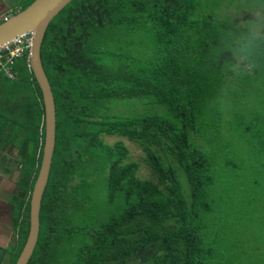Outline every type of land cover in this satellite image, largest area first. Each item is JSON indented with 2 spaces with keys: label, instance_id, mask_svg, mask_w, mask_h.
Instances as JSON below:
<instances>
[{
  "label": "trees",
  "instance_id": "1",
  "mask_svg": "<svg viewBox=\"0 0 264 264\" xmlns=\"http://www.w3.org/2000/svg\"><path fill=\"white\" fill-rule=\"evenodd\" d=\"M34 1L25 0L19 12ZM197 1L72 0L49 24L41 62L55 102L56 139L41 200L38 239L27 264H100L137 246L149 247L152 264H231L235 246H224L219 240L225 227L208 234L203 221L195 224L198 214L214 213L218 204L223 205L207 193L219 181L225 205L231 208L223 215L228 232L248 237L253 253L262 247L264 258V105L254 110L249 121L253 127L257 124L255 131L248 128L252 136L260 135V141L251 145L249 137L248 154L233 151L232 159L223 163L228 169L235 159L239 185L234 178L226 180L231 167L219 178L213 169L218 178L213 180L205 170L211 162L204 148L181 131L180 123L186 120L195 134L217 139L205 134L203 124L193 119L194 112L211 110L208 102L216 77L209 76L211 86H198L184 66L187 55H192L187 52L203 50L206 45L201 40L214 32L212 15L196 21ZM196 38L200 40L195 44ZM6 67L13 78L0 70V145L18 150V186L25 191L16 211V243L9 249L8 264H15L30 227L45 113L27 54ZM145 99L164 107L167 114L142 115L137 106L130 107L133 101ZM117 108L128 110L118 114ZM229 114L222 117L230 120ZM101 134L144 138L146 163L165 184V195L135 175V163L125 164V144L111 148L99 138ZM152 142L167 146L184 167L191 192L189 214L177 172L163 166L149 146ZM169 217H176L178 224L165 227L162 222ZM138 219L146 220L147 226L132 228L138 237L127 239L128 223ZM251 260L264 264V260Z\"/></svg>",
  "mask_w": 264,
  "mask_h": 264
},
{
  "label": "rangeland",
  "instance_id": "2",
  "mask_svg": "<svg viewBox=\"0 0 264 264\" xmlns=\"http://www.w3.org/2000/svg\"><path fill=\"white\" fill-rule=\"evenodd\" d=\"M200 1V2H199ZM211 0H205L204 1V9L205 6L210 3ZM198 5V13L196 16V21L203 18L204 15L210 16L211 14L204 13V9H202V13L200 11V8L203 5V0L197 1ZM193 34V32L191 33ZM193 36V35H192ZM195 37H197L195 35ZM200 39L195 40V44L199 42ZM213 40V31L206 34V36L201 40L204 42V44L210 45V41ZM197 41V42H196ZM204 45V46H205ZM203 47V50H198L196 52H187L186 60H185V68L186 73L188 77H190L195 84L198 86H201L203 83H208L209 86H211V83H209L207 80L209 76H215L216 77V71L217 68L212 64V61L208 58L209 49L210 47ZM185 53V55L187 54ZM184 55V56H185ZM27 59L29 60V53H27ZM192 76V77H191ZM216 80V79H215ZM217 81V80H216ZM205 89V88H204ZM206 90V89H205ZM212 90H208V93H210ZM209 103V102H208ZM247 107L245 110L239 111H233L230 112V120H226L222 117V113L216 111L212 106L211 110H201L199 112H194L193 119H198V123L203 124L200 126L203 128V130L206 133H210L211 135L217 136L216 140H206L203 136V134H195V132L192 131L190 127L187 126L186 120L183 121V123H180L181 131L188 135L190 138H193L195 141L194 143L204 148L205 157L209 162V166L205 167V170L208 171L212 177V179H217L220 177L221 172L223 170H228L230 167L231 176L226 179L228 181L231 180V178H234L238 180L239 185V179H240V172H238L235 163V159L231 161L230 167L228 169L223 168V163L227 159H232V152L235 151V153H238L239 155H247L249 152V148H251V145H255L260 141L261 137L260 135H256V133L252 136L251 133L248 132V128L255 131L257 128V124L254 123V127L252 123L249 121L252 119V115L254 110L260 109L264 105V93L260 92L259 89H254L249 93L248 100L246 101ZM210 104H208L209 106ZM138 107V111L140 114L147 115L149 113L153 114H161L166 115L167 111L164 107H161L160 105L156 104L154 101L150 99L145 100H139V101H133L132 104H130V107ZM128 108H117L114 110L116 113L119 114V112L125 114L127 112ZM121 115V117L124 118V115ZM228 116V113H227ZM116 117V115H114ZM120 116L118 117V119ZM117 120V118H116ZM248 121V123H247ZM219 131V133H216V131ZM249 137L251 138V145L249 142ZM101 140H103L106 144L111 146L113 148L117 143H123L127 146L128 152L124 159L125 164L129 163H135L137 165V169L135 171V175L142 180L148 181L151 183L154 187L157 188V191L161 194L166 193V187L165 184L159 182L157 173L146 163V157L145 152L142 149V145L145 143V139L142 137L135 136L134 139H129L125 137H119V136H111V135H105L101 134L99 136ZM158 138V137H157ZM151 149L157 154L159 157L161 163L165 167H171L173 168L179 177V183H180V192L184 197L185 201V212L186 214H189L191 212L192 204H191V192L189 190V184L187 177L184 172V167L180 165L178 162L176 156L171 153L167 148V146L159 145L156 142H152L149 144ZM167 147V148H166ZM257 147V146H256ZM233 165V166H232ZM108 167V166H107ZM213 169L216 170L217 175H213ZM215 173V174H216ZM221 179V178H220ZM221 181L217 182L211 187L207 189V193L211 192L210 198L214 201H222V204H218L219 207L216 208V211H220L221 213L218 214L216 211L214 213L210 212L207 215L204 214H198L196 218L195 224H200V222L203 223V231L207 232L208 234L211 232L214 234V232L222 231L221 229L225 227L224 231H222L223 235H219V240L224 246H231L234 245L235 249L233 250L234 256L230 260L231 264H253L252 260L253 258H256L255 261H258V263H262L263 258V251L262 247L255 248V253L250 251V246L248 245V237H245L244 235L237 236L233 235L228 232V221H226L223 217L225 213L231 210V208L228 205H225L224 199L225 194L221 192ZM25 199V197H24ZM22 203H18V207H20ZM227 206V207H226ZM190 218V217H189ZM225 218H229V215ZM217 219V220H216ZM190 221L192 219L190 218ZM194 221V220H193ZM148 222L143 219H138L135 221H130L128 223V229H130V234L127 235V239H134L137 238L139 233H132V228L138 227L140 225H143L146 227ZM162 224L165 227L171 228L173 226H176L177 219L176 217H169L167 219H164ZM149 246V245H148ZM232 248V247H231ZM147 250H149V247H142L137 246L133 249H127L123 251L122 255L119 258L113 259V260H105L100 264H152V257L147 255ZM149 258V259H148ZM262 258V259H261Z\"/></svg>",
  "mask_w": 264,
  "mask_h": 264
},
{
  "label": "clouds",
  "instance_id": "3",
  "mask_svg": "<svg viewBox=\"0 0 264 264\" xmlns=\"http://www.w3.org/2000/svg\"><path fill=\"white\" fill-rule=\"evenodd\" d=\"M204 13L213 17L208 58L217 68L209 103L222 113L242 110L252 90L264 93V0H211Z\"/></svg>",
  "mask_w": 264,
  "mask_h": 264
},
{
  "label": "water",
  "instance_id": "4",
  "mask_svg": "<svg viewBox=\"0 0 264 264\" xmlns=\"http://www.w3.org/2000/svg\"><path fill=\"white\" fill-rule=\"evenodd\" d=\"M72 0H35L29 7L0 24V47L18 37L32 34L29 68L38 85L44 105L45 135L41 164L30 199V227L25 245L15 264H27L37 243L40 228L39 212L42 196L48 182L56 139V110L53 93L41 62V46L52 20Z\"/></svg>",
  "mask_w": 264,
  "mask_h": 264
},
{
  "label": "crops",
  "instance_id": "5",
  "mask_svg": "<svg viewBox=\"0 0 264 264\" xmlns=\"http://www.w3.org/2000/svg\"><path fill=\"white\" fill-rule=\"evenodd\" d=\"M25 0H0V21L19 12ZM18 150L0 145V264H8L9 249L16 243V211L25 191L18 186L20 166Z\"/></svg>",
  "mask_w": 264,
  "mask_h": 264
},
{
  "label": "built area",
  "instance_id": "6",
  "mask_svg": "<svg viewBox=\"0 0 264 264\" xmlns=\"http://www.w3.org/2000/svg\"><path fill=\"white\" fill-rule=\"evenodd\" d=\"M31 42L32 36L26 35L6 46L0 47V70L4 69L9 78H13V76L6 64H12L14 59L21 58L25 53H30Z\"/></svg>",
  "mask_w": 264,
  "mask_h": 264
},
{
  "label": "bare ground",
  "instance_id": "7",
  "mask_svg": "<svg viewBox=\"0 0 264 264\" xmlns=\"http://www.w3.org/2000/svg\"><path fill=\"white\" fill-rule=\"evenodd\" d=\"M30 35L33 36L32 34H30ZM22 37H24V36H22ZM19 38H21V37H18L17 39H19ZM17 39H16V40H17Z\"/></svg>",
  "mask_w": 264,
  "mask_h": 264
}]
</instances>
